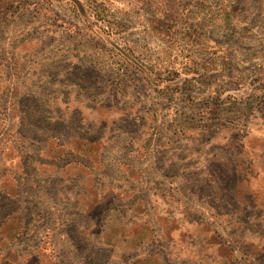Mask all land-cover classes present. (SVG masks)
I'll return each instance as SVG.
<instances>
[{
	"label": "rangeland",
	"instance_id": "374dc122",
	"mask_svg": "<svg viewBox=\"0 0 264 264\" xmlns=\"http://www.w3.org/2000/svg\"><path fill=\"white\" fill-rule=\"evenodd\" d=\"M16 1L0 264H264V0Z\"/></svg>",
	"mask_w": 264,
	"mask_h": 264
},
{
	"label": "trees",
	"instance_id": "16d2710c",
	"mask_svg": "<svg viewBox=\"0 0 264 264\" xmlns=\"http://www.w3.org/2000/svg\"><path fill=\"white\" fill-rule=\"evenodd\" d=\"M136 1H141V0H136ZM144 1L148 6H152L153 8H159V5L161 4V2L164 3V7L162 8L165 11L164 14H162L160 16V18L152 21L154 23L155 27H159L161 29H164V27H166L168 29H170V28L173 29L175 27V25L177 26L178 24H181V23L185 24V21L183 20L185 16L182 15V13H183L182 10H180L177 7V3H175L178 0H144ZM171 1H172V3H171ZM14 3H17V1L16 0H0V17H5L6 15H9V13L14 11L15 8H17L16 6H14ZM84 12H85L84 7L80 6L79 3L75 2L74 3V15L78 16V15H81L82 13L84 14ZM174 32H177V31L175 30ZM181 70H183L181 72L186 73V74L194 71L193 68L190 69V68H186V67H182ZM54 146H55V144H54ZM44 154H45L44 156L46 157V159H52L53 158V154L49 151L44 152ZM77 176H79V175H77ZM67 177L69 178V175ZM35 178L36 179H44V182L46 184L49 183V179H47L43 175H39L38 173L36 174ZM63 178H66V177L63 176ZM79 182H81V180ZM77 195H81V194L79 193ZM67 208H72V207H67ZM16 212H17V209H14L11 213H8V214H10V216L15 217L19 214L18 212L17 213ZM15 213H16V215H15ZM26 215H25V217H26ZM28 217H29V215L27 216L25 223H24V219L22 220L23 223H21L19 221L22 225L25 226L24 227L25 231H22V229H19V232L17 233V235H19L18 239L20 237H23L22 232H25V233L28 232L27 229H29V228H26V226L29 225V223H30V220L28 219ZM40 217L45 218L43 215H41ZM39 219H41V218H39ZM0 221L1 222H7L6 219L2 220V216L0 217ZM43 222H44V219L38 220V222L34 226L31 227V230H29V233L33 234L36 230V226H38V224H43ZM47 242L50 243L49 241H47Z\"/></svg>",
	"mask_w": 264,
	"mask_h": 264
}]
</instances>
